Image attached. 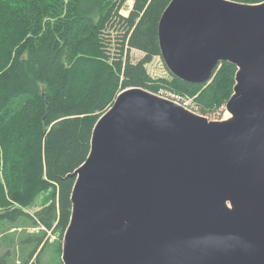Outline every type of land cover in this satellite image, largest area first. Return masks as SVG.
<instances>
[{
  "label": "water",
  "instance_id": "obj_1",
  "mask_svg": "<svg viewBox=\"0 0 264 264\" xmlns=\"http://www.w3.org/2000/svg\"><path fill=\"white\" fill-rule=\"evenodd\" d=\"M158 42L186 84L236 67L232 119L121 91L67 176L62 264H264V3L172 0Z\"/></svg>",
  "mask_w": 264,
  "mask_h": 264
},
{
  "label": "trees",
  "instance_id": "obj_2",
  "mask_svg": "<svg viewBox=\"0 0 264 264\" xmlns=\"http://www.w3.org/2000/svg\"><path fill=\"white\" fill-rule=\"evenodd\" d=\"M127 1L0 0V227L36 231L22 241L30 250L20 248L19 264H39L47 233L67 230L75 184L67 176L87 160L94 127L121 91L193 99L203 116L233 94L237 69L229 63L209 84L151 78L145 65L160 57L158 25L172 0H131L124 17ZM131 50L144 57L133 63ZM46 193V203L29 214ZM9 261L6 251L0 264Z\"/></svg>",
  "mask_w": 264,
  "mask_h": 264
},
{
  "label": "rangeland",
  "instance_id": "obj_3",
  "mask_svg": "<svg viewBox=\"0 0 264 264\" xmlns=\"http://www.w3.org/2000/svg\"><path fill=\"white\" fill-rule=\"evenodd\" d=\"M132 5H133V2L131 0H128L123 5V7L120 11V14L124 17L128 16L130 11H131ZM112 34H113L112 35L113 48L115 49V40H116L115 37L116 36L114 33H112ZM130 57H131V60L133 61V63H136L144 57V54L142 52H139V51L131 50L130 51ZM220 66H221V64H220ZM220 66L216 69L211 80L206 84H209L213 80V78L215 77ZM145 68H146V71L149 74V76L155 80L156 79H167V80L170 79V73L167 70L161 56L160 57H158V56L154 57L151 60V62H149L148 64L145 65ZM235 77H236V75H235ZM235 85H236V82H235L234 86ZM158 96L165 99V100L171 101V102L183 107L184 109H186L187 111H189L191 113H194L196 115H199V116L207 119L208 122H222L226 118H228L230 115L226 109V105H227L229 100L227 102H224L221 107H219L217 110L214 111V113L209 114L207 116H203L198 111L197 105L194 103L193 99L182 98V97L176 96V95L171 94V93H166V92L160 93V95H158ZM31 166L33 168L34 164ZM48 194L49 193H46V194L42 195L41 197H39L36 200L34 206L27 209V212L29 214L33 215L35 211L39 210L40 207H42L46 203L47 198H48ZM0 230H1V234H0V257L6 251H9V255H10L9 263L10 264H19V262H21L20 248L24 247L23 251H25V249H26L27 252L30 250L29 249L30 247H28V245L22 244V241L24 239H26L27 236L34 235L36 231L32 230V229H27L26 234L22 230L7 231V225L6 224L1 226ZM63 237H64V234L58 233V234L53 235L50 232L47 233V235L45 236L44 239H45V241H48V244L39 257V264H62V260L59 258L58 254L56 252V247H57L56 242L60 240L61 247H62ZM23 255H24V253H23Z\"/></svg>",
  "mask_w": 264,
  "mask_h": 264
},
{
  "label": "bare ground",
  "instance_id": "obj_4",
  "mask_svg": "<svg viewBox=\"0 0 264 264\" xmlns=\"http://www.w3.org/2000/svg\"><path fill=\"white\" fill-rule=\"evenodd\" d=\"M232 119V117H231V115H229V117L228 118H226L224 121H222V122H228V121H230Z\"/></svg>",
  "mask_w": 264,
  "mask_h": 264
}]
</instances>
